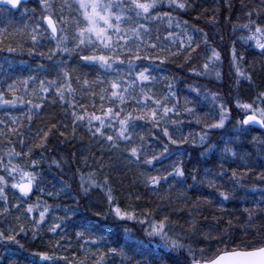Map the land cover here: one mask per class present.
Listing matches in <instances>:
<instances>
[{"label":"snow or ice","instance_id":"6c2138e0","mask_svg":"<svg viewBox=\"0 0 264 264\" xmlns=\"http://www.w3.org/2000/svg\"><path fill=\"white\" fill-rule=\"evenodd\" d=\"M27 2L0 0V17H11L23 9L24 14L30 11L34 20L30 32L27 25L11 31L3 28L0 29V38L5 35L18 36L19 39L14 41L15 46L10 44L6 48L7 52L23 53L27 50L29 56H46L49 63L37 65V72H43V77L30 73L0 90V106L27 107V118L31 122L33 115H38L44 103L52 97L53 103L58 100L62 105H67L65 116L69 112L71 116L70 125L68 122H59L58 126L57 122H52L39 129L32 138L36 147L45 148L50 135L58 134L64 138L61 141L63 143L67 140L66 130L69 127L73 137L77 128L84 127L92 140L102 144L101 152L104 151L103 145H107L109 152L119 151L127 165L135 166L139 171L140 182L144 187L157 192L162 182L169 177H185L184 161L180 158L184 156L180 151L182 146L201 149V156L219 151L221 165L216 175L223 177L228 174V169L223 167L224 158L238 156L236 149L239 147V137L253 126L264 129V90L257 91L250 101H241L237 97L233 102L231 96L225 100L219 93H208L198 85H189L190 92L195 93L197 98L202 94L206 100L209 95L211 97L212 110L201 113L187 96L181 102V96L175 89L178 79L175 75L170 78L154 75L157 71H163V66L174 65L186 70L193 78L210 77L213 74L216 79L221 78L219 68L224 62L222 50L217 48L203 28L174 15V12H186L191 7V0H60L59 5L56 0H36L40 9L38 16L36 8L29 10L26 7ZM165 4L168 11L161 10ZM228 6L231 7L230 4ZM262 9L264 0H260V9L250 8L244 13L246 22L234 24L233 32L240 31L242 35L239 40L264 57ZM200 18L199 15L196 17L197 20ZM217 20L213 12L209 22L215 23ZM162 27L166 34L162 35ZM43 35L54 41V47L49 48L47 54L37 51L38 36ZM29 40L31 45L25 49ZM73 56L83 67L95 70L94 78L89 79L88 73L78 74L76 68L69 67L64 58ZM229 56L237 82L246 80L251 84L252 74L241 67L245 58L238 53L235 40ZM56 57L62 58L57 60ZM124 68L127 70L122 71ZM158 79L166 82V91L154 90ZM8 94L11 95L10 99L6 98ZM85 98L90 103L80 102ZM12 123H17L15 118ZM193 124L200 127L199 132L176 136L183 126L191 128ZM229 125L236 139L224 142L223 147L220 142L213 143L212 135L218 130L227 129ZM145 127L148 128L146 134L136 131L137 128ZM9 131L21 134L16 127ZM252 142L256 143L257 138L253 137ZM20 143L23 144L24 140H20ZM260 145L264 148V141ZM31 153V147L27 153L10 148L0 155V217L10 214L9 192L14 201L11 208L20 213L15 216V223L9 224L6 230L0 229V245L5 247V251H8V246L14 245L13 251L18 249L27 252L21 238L26 239L30 233L32 242L41 239V230L52 211V205L39 197L35 202H29L34 191H44L38 188L42 177L36 171L39 162L31 158ZM72 155L75 156V153ZM173 156L178 158L172 161L171 171L165 169L163 175L160 169H156V175L147 171L164 160H172ZM102 159L94 160L97 167L87 177L80 174L76 188L65 185L59 192H48L50 197L63 193L72 203L65 204L63 216L56 217L57 222L47 228L48 232L57 234L59 239L50 243L48 250L30 252L31 259L25 257V264H61V261L63 264H87L88 261L91 264H107L110 255L127 258L130 264L133 255L143 254L146 248L153 247L157 251L167 250L169 253L187 250L191 257L190 264H264V226L258 233L259 238L242 239L239 243L233 241L231 246L225 244L211 254L200 249L197 254L171 228L169 216L157 219L147 208L138 210L132 204L122 206L114 194L110 177L107 174L102 177L96 175L103 172ZM52 163L60 167L55 159ZM84 163L87 164L86 158ZM199 171L196 169V174L191 177L194 182L198 181ZM251 171V167L246 169V172ZM209 175L205 173V177ZM257 178L264 182V172L258 173ZM243 179V174L235 169L231 171L230 180L235 186H242ZM198 182L203 184L205 180ZM206 184L209 188H215L223 200H229L233 195L231 191H221L214 179H207ZM95 190L104 194L107 210L89 215L87 202L90 193ZM134 199L139 201L141 197L137 194ZM256 208L264 213V195ZM244 211L248 213V223L252 224L255 219L253 210L246 208ZM109 218L111 224L108 223ZM66 224L73 227L72 235L79 249L84 252L82 259L76 256L69 259L67 255L59 254L61 249L67 250L71 246L65 233ZM137 225L147 241L137 235ZM112 228L122 231L124 242L120 246L102 250L100 246L113 235ZM137 264L140 262L137 261Z\"/></svg>","mask_w":264,"mask_h":264},{"label":"trees","instance_id":"16d2710c","mask_svg":"<svg viewBox=\"0 0 264 264\" xmlns=\"http://www.w3.org/2000/svg\"><path fill=\"white\" fill-rule=\"evenodd\" d=\"M56 2L59 5L60 0H56ZM228 4L231 5L230 8ZM26 7L29 10L36 8L37 16L39 15L40 9L36 0H29ZM250 8L260 9V0H228L227 4L225 0H191V7L186 12H174V15H178L180 19H186L190 24L203 28L209 33L217 48L222 50L224 62L219 68L220 79H216L214 74L210 77L193 78L186 70H180L174 65L163 66V71H157L154 75L169 78L175 75L178 78L175 89L181 96V102H183V97L187 96L197 105L198 112L202 109H206V112L212 110L211 97L209 95L206 100L202 94L197 98L195 93L190 92L189 85H198L202 90H207L208 93H219L225 100L231 96L233 102L234 98L237 97L241 101H250L257 91L264 90V57L258 55L249 45L239 40V36L242 35L240 31L233 32L234 24L246 22L244 13ZM161 10L168 11L169 9L165 4ZM213 12L218 17L215 23L209 22V17L213 15ZM198 15L201 17L199 20L196 19ZM33 24L31 12L24 14L23 9L20 12H15L11 17H0V29L9 28L11 31V29L22 28L27 25V30L30 32ZM161 33L162 35L166 34L163 27ZM196 35L199 36L198 33ZM0 39H2L0 49H5L0 50V90H4L5 85L13 80L25 78L30 73L43 77V72H37V65L48 64L49 61L46 56H29L27 50L23 53H9L6 48L10 44L14 47V41L19 37L5 35ZM234 40L238 53L245 58L241 67L252 74L251 84L246 80L237 82L235 69L230 66L229 51ZM30 45L31 41L29 40L25 49ZM53 47L54 41H50L47 35L38 36L37 51H43L47 54L49 48ZM61 58L56 57L57 60ZM64 59L70 68L77 69L78 74L88 73L89 79L94 78L95 70L83 67L75 56ZM126 70V68L122 69V71ZM165 83L164 80L158 79L153 86L154 90L157 92L166 91ZM6 98L10 99L11 95L8 94ZM77 99L79 100L80 97L78 96ZM52 100L53 98L49 97V100L44 103L43 110L38 115L34 114L31 122L27 118V107L23 105L16 107L0 106V121L4 122L0 124V155L6 153L10 148H14L17 152L23 150L27 153L31 147V158L39 162L36 171L42 177L38 188H43L44 191H34L29 202H35L39 197L52 205V211L49 213L40 233L41 239L32 242L30 233L26 239L21 238V243L28 249L27 252L18 249L13 251L14 245L8 246V251H5V247L0 245V264H13V262L25 264V257L31 259L29 257L30 252L48 250L49 244L59 239L57 234L48 232L47 228L57 222L56 217L63 216L64 205L71 204L72 201L63 193L59 196L50 197L48 192H59L60 188L65 185H70L73 189L76 188L80 182V174L83 173L87 177L97 167L94 160H100L101 157H103V172L96 175L102 177L107 174L110 177L111 186L115 190L114 194L122 206L132 204L138 210L147 208L154 213L157 219L165 215L169 216L171 228L197 254L200 249H205L211 254L218 247H224L225 244L231 246L233 241L239 243L242 239L259 238L258 233L264 226V213H261L256 205L261 202L262 195H264V182L257 178V174L264 172V148L260 145V142L264 141V131L251 128L244 136L239 137L237 140L239 147L236 149L238 156L236 158H224L223 167L228 169V174L223 177L216 175L220 171L221 165L219 151L215 154L201 156V149L188 145L182 146L180 151L184 153V156L180 158L184 161L185 177H169L167 181L162 182L159 191L153 192L146 189L140 182L139 171L135 166L127 165L119 151L109 152L107 145H103L104 151L101 152L102 144L92 140L84 127L77 128L75 137H73L72 129L69 127L66 130L67 140L63 143L61 141L64 138L59 137L58 134L50 135L45 148L36 147V142L32 138L39 129L49 126L52 122H57L58 126L59 122L71 124L70 112L68 116H65L67 105H62L58 100L53 103ZM80 102L90 103V100L85 98ZM97 103L99 102L97 101ZM13 118L17 121L15 125L12 123ZM13 127L18 128L21 134L11 133L9 130ZM231 128L232 126L229 125L227 129L215 132L212 135V142H220L221 147H223L224 142L236 139V134L232 132ZM61 130L64 129L61 128ZM136 131L146 134L148 128H137ZM199 131L200 127L195 124L191 128L183 126L181 131L176 133V136ZM253 137L257 138L256 143L252 142ZM20 140H24V143L21 144ZM73 153L75 156L72 155ZM254 155L258 156L255 157ZM241 156L244 159H240ZM85 158L87 164L84 163ZM177 158V156H173L172 160H164L162 163L156 164L154 169L147 171L156 175V169H160V174L163 175L165 169L171 171L170 165ZM54 159L60 164V167L52 163ZM248 167L252 168L251 172H246ZM196 169L200 170L198 181L204 179L205 183L201 184L192 180L191 177L196 174ZM233 169L243 174L242 186H235L230 180ZM206 172L211 175L205 177ZM207 179H214L221 191H231L233 195L230 196L229 200H223L215 188L207 186ZM137 194L141 197L139 201L134 199ZM8 195L10 214L0 217V229L3 230H6L9 224L15 223V216L20 215L11 208V204L14 202L12 193L9 192ZM205 197L209 199L206 200ZM87 203L90 209L89 215L97 211L107 210L104 194L99 190L90 193ZM246 208L253 210L255 219L252 224L248 223V213L244 211ZM108 223H112L111 218H109ZM139 229L140 226L137 225V235L147 241ZM245 229L248 230L247 233ZM111 231L113 235L108 237L107 241L100 246L102 250L120 246L124 242L121 230L112 228ZM65 233L71 246L67 250L61 249L59 254L67 255L69 259H72L73 256L82 259L84 252L79 249L76 239L72 235L73 227L66 224ZM88 247L93 246L89 245ZM190 259L187 250L181 253H169L167 250L157 251L153 247L152 249L146 248L143 254L133 255L130 264H137V261L140 264H183L185 261L190 264ZM122 260L123 264H129L127 258H122L119 255H110L107 258V264H122ZM61 264H63L62 261ZM87 264H91V261H88Z\"/></svg>","mask_w":264,"mask_h":264},{"label":"rangeland","instance_id":"374dc122","mask_svg":"<svg viewBox=\"0 0 264 264\" xmlns=\"http://www.w3.org/2000/svg\"><path fill=\"white\" fill-rule=\"evenodd\" d=\"M9 84H10V83H9ZM7 85H8V84L5 85L6 88H7ZM6 88H5V89H6ZM198 106H201V105H198ZM203 108H204V107H203ZM204 110H205V112H206V109H202V110H200V112L202 113V112H204ZM254 156L257 157L258 155H254ZM245 159H246V158H245ZM246 160H247V159H246Z\"/></svg>","mask_w":264,"mask_h":264},{"label":"water","instance_id":"95a60500","mask_svg":"<svg viewBox=\"0 0 264 264\" xmlns=\"http://www.w3.org/2000/svg\"><path fill=\"white\" fill-rule=\"evenodd\" d=\"M252 128H255V129H259V130L264 131V129H260V128L256 127V126H253Z\"/></svg>","mask_w":264,"mask_h":264}]
</instances>
